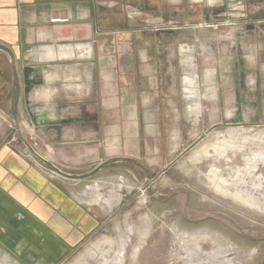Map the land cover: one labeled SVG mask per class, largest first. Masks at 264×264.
Listing matches in <instances>:
<instances>
[{
    "label": "rangeland",
    "instance_id": "1",
    "mask_svg": "<svg viewBox=\"0 0 264 264\" xmlns=\"http://www.w3.org/2000/svg\"><path fill=\"white\" fill-rule=\"evenodd\" d=\"M164 1L167 16L137 9V17L166 33L170 57L189 58L172 87L182 122L170 127L172 157L151 171L122 164L88 172L45 155L34 128L14 134L21 152L97 223L40 261L15 238L8 245L0 238V264H195L208 256L215 257L203 264H264V0ZM207 70L216 98L207 94ZM186 76L192 81L181 84ZM181 87L198 90L199 108L192 97L187 111Z\"/></svg>",
    "mask_w": 264,
    "mask_h": 264
},
{
    "label": "crops",
    "instance_id": "2",
    "mask_svg": "<svg viewBox=\"0 0 264 264\" xmlns=\"http://www.w3.org/2000/svg\"><path fill=\"white\" fill-rule=\"evenodd\" d=\"M167 5L0 0L2 243L15 238L40 261L78 243L97 223L60 179L48 177L21 152L13 142L19 131L34 128L48 148L45 155L51 152L70 169L107 173L122 164L150 171L167 165L173 154L170 127L182 124L175 121L172 87L189 58L170 57L166 33L137 17V9L164 15ZM205 77L207 94L216 98L214 71ZM179 96L188 112L192 97L200 107L198 90L183 87Z\"/></svg>",
    "mask_w": 264,
    "mask_h": 264
},
{
    "label": "bare ground",
    "instance_id": "3",
    "mask_svg": "<svg viewBox=\"0 0 264 264\" xmlns=\"http://www.w3.org/2000/svg\"><path fill=\"white\" fill-rule=\"evenodd\" d=\"M119 186V185H118ZM97 191H99V189H97ZM100 194V193H99ZM109 201V200H108ZM215 257V256H213ZM213 257L212 256H208V257H205V259H197L196 260V263L195 264H203L204 262H210L213 260Z\"/></svg>",
    "mask_w": 264,
    "mask_h": 264
},
{
    "label": "water",
    "instance_id": "4",
    "mask_svg": "<svg viewBox=\"0 0 264 264\" xmlns=\"http://www.w3.org/2000/svg\"><path fill=\"white\" fill-rule=\"evenodd\" d=\"M220 124H221V123H219V124H215V125H212V127H213V126H216V125H220ZM207 132H208V131H207ZM176 159H177V158H176ZM176 159H175V160H176ZM175 160H174L171 164H173V163L175 162Z\"/></svg>",
    "mask_w": 264,
    "mask_h": 264
}]
</instances>
